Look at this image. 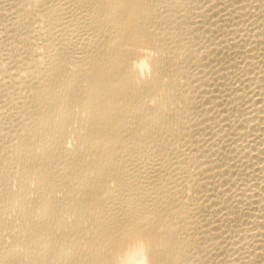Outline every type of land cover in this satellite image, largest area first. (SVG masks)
I'll list each match as a JSON object with an SVG mask.
<instances>
[{"label": "bare ground", "instance_id": "6f19581e", "mask_svg": "<svg viewBox=\"0 0 264 264\" xmlns=\"http://www.w3.org/2000/svg\"><path fill=\"white\" fill-rule=\"evenodd\" d=\"M0 264H264V0H0Z\"/></svg>", "mask_w": 264, "mask_h": 264}]
</instances>
